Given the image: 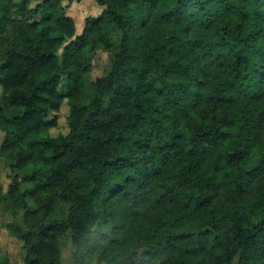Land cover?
<instances>
[{
    "label": "trees",
    "instance_id": "obj_1",
    "mask_svg": "<svg viewBox=\"0 0 264 264\" xmlns=\"http://www.w3.org/2000/svg\"><path fill=\"white\" fill-rule=\"evenodd\" d=\"M31 1L0 0V159L25 264H60L67 231L73 264H264V0H93L80 34L74 0Z\"/></svg>",
    "mask_w": 264,
    "mask_h": 264
},
{
    "label": "rangeland",
    "instance_id": "obj_2",
    "mask_svg": "<svg viewBox=\"0 0 264 264\" xmlns=\"http://www.w3.org/2000/svg\"><path fill=\"white\" fill-rule=\"evenodd\" d=\"M37 1H31L30 5L33 7ZM66 4V2H64ZM101 7L93 0H74L66 9V13L75 23L76 34H80L87 20H93L100 15ZM41 14L35 19L38 20ZM111 41L112 49L99 48L96 50L95 56L92 59V69L90 71V79L96 80L102 78L110 71L113 57L114 47L118 44L120 39L119 31L112 29ZM138 47H135V51ZM140 50V49H138ZM62 82H65L64 80ZM61 92L65 93L67 90L62 85ZM3 90L0 85V96ZM57 118V125L48 131L52 137L65 136L69 132L67 117L69 115V106L64 100L57 112L51 114ZM3 139V132L0 131V144ZM11 183L10 170L3 160L0 159V264H25L26 250L23 241L12 235L7 225L11 223H22L21 211L12 209L6 201L9 184ZM72 233L67 231L59 241L60 264H73L74 246L71 241Z\"/></svg>",
    "mask_w": 264,
    "mask_h": 264
}]
</instances>
